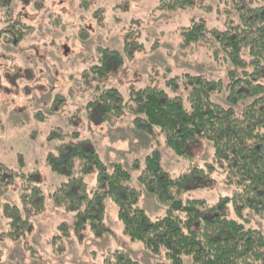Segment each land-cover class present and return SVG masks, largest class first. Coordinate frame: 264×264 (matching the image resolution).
<instances>
[{"label":"rangeland","instance_id":"1","mask_svg":"<svg viewBox=\"0 0 264 264\" xmlns=\"http://www.w3.org/2000/svg\"><path fill=\"white\" fill-rule=\"evenodd\" d=\"M158 2L17 0L11 5L31 29L19 42L0 39V164L14 173L0 201L22 209L20 196L35 185L41 189L46 208L31 217V229L20 240L1 237L8 225L0 208V264H103L106 253L116 249L126 251L141 264L164 261V251L154 257L140 242L123 234L117 207L110 200L106 202L104 224L109 231L105 235L96 239L87 228L76 233L73 213L50 204L48 195L65 178L52 172L45 161L61 143L87 141V147L96 151L101 161L120 163L128 171L130 185L140 191L138 205L151 220L162 217L165 208L138 182L148 154L157 150L162 168L173 177L187 172L191 165L202 167L211 162L212 147L202 139L189 143L190 159H184L164 145L159 131L151 138L134 131L131 116L98 123L87 109L103 88L116 89L124 100L132 89L148 85L172 94L166 81L185 73L222 81L224 88L212 95V101L226 105L227 73L232 66L215 62L204 43L187 49L179 44L181 28L192 20L202 19L208 28L220 31L228 21L234 22L232 0H197L193 8L169 12L160 11ZM2 25L0 22V28ZM101 48L120 53L123 64L97 79L91 77L90 68L98 64ZM243 57H247L245 51ZM175 94L185 97L180 90ZM182 103L188 108L185 100ZM223 179V172L216 170L182 200L214 204L231 197L234 188L226 186ZM87 181L94 186V170ZM225 215L241 221L231 206ZM243 216L264 235L259 219L250 212ZM184 264L190 260L185 258Z\"/></svg>","mask_w":264,"mask_h":264},{"label":"trees","instance_id":"2","mask_svg":"<svg viewBox=\"0 0 264 264\" xmlns=\"http://www.w3.org/2000/svg\"><path fill=\"white\" fill-rule=\"evenodd\" d=\"M15 1L0 0V39L9 43L22 41L31 29L21 12L12 9ZM196 4L197 0H159L158 9L185 10ZM231 10L236 20L228 21L221 31L208 28L202 19L192 20L181 28L179 44L187 49L204 43L215 62L232 66L227 73L226 105L212 101L214 93L222 92V81L188 73L166 81L172 94L148 85L132 89L124 100L116 89L103 88L87 104L98 123L127 114L132 117L134 131L149 138L159 131L164 145L184 159H190L189 143L202 139L212 147L211 162L202 167L191 165L187 172L173 177L162 168L157 150L148 154L138 182L165 208L162 217L151 220L138 205L140 191L130 185V174L120 163L101 161L87 141L59 144L45 161L65 182L48 199L53 208L73 213L76 233L87 228L96 239L105 235L109 231L104 224L106 202L110 200L117 207L124 235L140 242L154 257L164 251V261L154 264H184L185 258L190 264H264V235L243 216L250 212L264 225V3L232 0ZM4 34L8 36L2 37ZM122 64L120 53L101 48L98 64L90 68L91 77L101 79ZM178 90L184 98L175 94ZM92 170L93 187L87 181ZM216 170L223 172L224 184L234 188L231 197L214 204L182 200ZM13 179L14 173L0 164V200ZM20 198L22 209L0 201L8 225L1 237L20 240L31 229V217L46 208L38 186L32 185ZM228 206L241 221L226 217ZM103 264L141 263L116 249L106 253Z\"/></svg>","mask_w":264,"mask_h":264}]
</instances>
